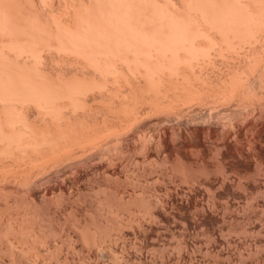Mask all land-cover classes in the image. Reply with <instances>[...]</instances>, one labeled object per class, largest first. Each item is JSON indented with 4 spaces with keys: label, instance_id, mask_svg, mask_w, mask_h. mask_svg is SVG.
<instances>
[{
    "label": "bare ground",
    "instance_id": "6f19581e",
    "mask_svg": "<svg viewBox=\"0 0 264 264\" xmlns=\"http://www.w3.org/2000/svg\"><path fill=\"white\" fill-rule=\"evenodd\" d=\"M226 107L227 108L232 107L231 108L232 111H230V108L228 110L229 113L231 112V114L232 112H234V110H236L233 107L235 108L239 107L237 108V110L238 109L240 110V108L246 109L245 112H244L245 109H243L244 114H238L242 112L240 111L238 113L236 112L237 115L234 114L236 116H233V114L231 115V120L229 121L231 122L234 118L235 119L233 120L234 123L232 121L231 122L232 124H231L227 120V122H229L230 125H232V127L236 126L232 130H231L232 127L230 128L232 132L233 131L235 132V129L237 128V125H235V121L239 125V123L242 120L240 119L239 122H237L236 118L238 119L240 118L237 116L245 115L246 112L248 115L249 114L252 115V112H253L252 110L255 111V109L258 108V110L256 109V111L259 112V108L264 107V0H0V203L6 204L7 209L10 208L8 203H14V204L16 203L15 204L16 206L18 203L19 204L29 203L28 209L30 208V204L34 203L33 205L37 207L36 209H39L38 205L35 203L42 205L44 203L46 204L50 202L48 201V198L51 199V197H49L50 191H52V189L55 188V186L60 185V180L63 179L62 177H64V179L66 178V181L64 180L62 181L65 184H67L66 185L68 186L67 188L71 189L70 191L72 193L71 186L75 185V182H74L75 179H71L72 177L71 175H76L77 173L78 175L85 174L86 176V173L89 170V168L90 169L94 168L96 171L104 169L105 171V168L106 169L110 168L109 167L110 163L115 164L116 162L118 164L119 162L121 164L122 162L120 161H122V158L118 159V156L119 155L121 156L122 154H124L126 158L128 157L126 155H128L129 153H131V155L137 154V156H140V154L143 156L144 154V157L145 155L147 157V155L150 153V150H151L149 148L151 146H148V145L155 146L157 144L156 142L157 140H160L163 143L162 146H164V148L161 147L159 143L160 141H158L159 146L158 144L156 146H158V148L160 147L159 149H162L164 153L168 155V153L173 152L172 147L175 146L173 143H171L173 144V146L170 145V142L175 140V139L172 140V137L174 136L176 139L177 137H179L181 140L187 139V137L189 136L191 138V134L192 135L194 134L192 136L193 138H198V137L201 138V136L199 135V131H201L200 128L203 129L206 126L208 128V131L210 130L213 132L214 130L216 132V130L219 129L218 127L220 126H218L216 129V125H215L216 122L214 123L213 120H215L216 118L224 119V117H226L227 114L228 116L226 117V119L230 118L228 111L227 113L226 111H223V113L224 112L226 113L224 114L226 116H224L223 113L218 114L220 112L219 110H223ZM248 107L253 108L252 110L250 109L252 111L251 113H248L249 112L247 111L249 110ZM260 110H261L260 112H262L264 111V108ZM213 112H215V114L217 112V117ZM255 113H253L252 117H254ZM213 114L216 117L215 119H214ZM218 115L220 116L218 117ZM257 115H258L257 119H256V116L253 118L254 120L256 119L255 121H253L255 125H257L256 121L260 118L261 114L259 113ZM262 115H264L263 112H262ZM262 115L261 117H263ZM247 116H241V117H243V119L244 117H246L247 119ZM249 117L251 118V116ZM246 119H244L245 122L242 120L243 123L241 125L245 126L244 123L246 122L248 123L249 120L247 119L246 121ZM263 119L257 123L260 124L263 121ZM222 122L220 121L218 125H220V123ZM225 122L226 121H224V124L222 123L223 125L221 124L222 127L225 125ZM250 123L252 122L250 121ZM158 125H159V129H161L160 131L164 130V133L162 132V135L159 134L160 131H158L159 135L156 134V132H154V134L152 133L153 129L151 130V128H155V126L157 127ZM227 125L229 124H226L224 127L229 129ZM243 126L240 128H243ZM263 126L264 124H262V127ZM161 127L163 128V130ZM222 127L219 129L220 132L217 130L220 133L218 134L217 132V134L220 136V139L221 137L223 138V134H221ZM246 127L247 126H245L244 128ZM228 129L225 130V132H227ZM238 129H237V132L235 133H238ZM261 129L264 130V128H261ZM149 130H151V132H149ZM258 130L260 129L258 128ZM205 131H206V128H205ZM231 131L229 132L231 133ZM261 131L259 133L260 135L263 134ZM234 132L232 133L233 135H231L233 136L232 138H234V136L237 135V134L234 135ZM245 132L243 133L242 138ZM249 132L250 131L246 133H249ZM254 132L255 134H253V136L251 135V137L257 138L256 136H258L259 138L262 139L260 135H256V132H259V131L255 130ZM230 133L227 134V138H225V135H224V138L226 140H228V135L231 140ZM211 135L213 134L211 133ZM239 135H241V132L240 134L238 133L237 136ZM245 136L246 138H248L247 135ZM251 137L248 139L249 140L252 139ZM155 138L157 139L156 141H153L155 145L151 144L152 143L151 140L153 139L155 140ZM220 139L218 140L220 141ZM237 139L241 141L240 143L243 142L239 138H236V141ZM248 139H246V141L244 140V144L248 142L247 141ZM261 139H258L259 142H262L263 139L262 140ZM232 140L234 141V139ZM198 141L196 142L199 143ZM250 141H249L250 145L251 146L254 145L253 148H255V145L257 143L255 141H251L252 142L251 143ZM149 142L150 144H148ZM176 142L177 141L175 140L174 143L176 144ZM202 142H203V139H202ZM223 142H224V145H225V142L227 143V141H224V140ZM253 142L255 143L253 144ZM238 143L239 142H237L236 144ZM263 143H261L262 146L264 145ZM207 144L206 146H209L208 148L212 149L213 146L212 147L210 146L211 144L213 145L214 143H209V145ZM230 144H231L230 145L231 147L230 146L229 147L233 151L232 145L234 144L233 143H230ZM198 145L199 144H196V146ZM179 146L182 147L183 145L182 146L179 145ZM226 146H228V144H226ZM241 146H239V148ZM243 146H242L243 148L241 149H243V151L248 149V151L246 152L249 155L250 150L253 148H249V146L248 148H246L245 146L247 145H243ZM188 147L190 149H193L194 151L197 150L195 149V147L193 148V146L191 148V146L188 145ZM223 147L221 149H223ZM229 147H228V150H229ZM235 147L237 148V146ZM236 148H234V150H236ZM217 149L219 150V147H217L216 150ZM224 149L226 150V148ZM224 149L223 151H225ZM241 149H240V152L242 151ZM255 149H257L256 152H255ZM255 149L253 151V154L254 152L255 154L260 152V151L258 152V147ZM174 150H177V149H174ZM214 150H211V153ZM216 150L214 151L215 154L214 153L213 154L216 156L218 155V157H215L213 154H210V155L213 156L215 159L216 158L218 159L219 156L223 154V151L220 150L221 152L219 155V152L217 151L218 152L217 154ZM155 151L153 150V152ZM190 151L192 152V150ZM191 152L190 154L192 156L194 152L193 153ZM159 153H160V150H159ZM161 153L163 154V152ZM161 153H160V155L162 156L161 158H164L165 156L167 157V155L164 154L163 156ZM177 153L178 152H176V155ZM196 153L197 151L195 152V154ZM200 153L198 152L195 155L197 157V160H198V156L199 155L201 156ZM235 153L239 155V153H237V150ZM131 155L129 154V156ZM160 155L158 154V156ZM142 156L138 158L142 159L143 158ZM169 156L170 155H168V157ZM195 156L194 158H196ZM259 156L261 155L259 154L258 158ZM125 157H123V159H126ZM174 157H176L175 154H174ZM187 157L188 156L184 158H187ZM208 157H209V154H208ZM213 157L207 158V160L209 159H212V161L215 160L213 159ZM172 158L173 157L171 156V159ZM258 158H255V159H258ZM131 159L132 161L130 160V162H132L133 164L131 163L132 164L131 165L129 162L128 163L131 166L133 165L135 166L134 162L137 160L135 158L134 159L131 158ZM152 159L153 158H151V160ZM180 159L181 158H179V160ZM189 159L191 160V158ZM225 159H226V153H225ZM176 160H178V158ZM240 160H241V157H240ZM245 160H246V157H245ZM127 161H125V163ZM144 161L145 163L143 165L150 163L147 160H143V162ZM167 161L168 160H166V163ZM171 161L173 162V160ZM216 161L219 162L218 160ZM227 161H228V157H227V160H225V162ZM257 161H258V164L262 163V165H264L263 161L262 162L260 161V163H259V160ZM257 161H256V164H257ZM184 162L187 163V161L185 160ZM199 162L201 163L200 160ZM139 163L140 161H137L136 164H139ZM224 163L222 164L221 162L220 164H222V166L223 165L226 166V164H228V163L226 164ZM158 164H156V166ZM174 164H175V161H174ZM189 164H191V162ZM189 164L186 165L184 163L186 169L188 166L190 167ZM250 164H247V165H250ZM125 165L126 164H124V166ZM140 165H137V166L139 167ZM164 165H162V167ZM121 166H123V164H121ZM180 166L182 167V165H179L178 168H181ZM113 167L114 166L111 164V168ZM125 167L127 169L128 166H125ZM141 167L142 166H140V168ZM244 167H247V166H244ZM256 167L257 166H255V168ZM129 168L130 167H128L127 170H130ZM159 168H161V166ZM223 168L224 166L222 167V170ZM135 169H137V167ZM142 169H143L142 171L145 170L143 167ZM152 169H154V167ZM183 169L182 170L179 169L180 172L183 171ZM190 169L192 168L190 167ZM208 169H210V167ZM208 169L206 171H208ZM227 169H230V168L227 167ZM109 171H106V172L108 173ZM137 171H135V173ZM161 171L163 170L161 169ZM203 171H205L204 168H203ZM203 171L201 169L202 173ZM213 171L214 170H212V172ZM216 171L218 172V169ZM238 171L236 170V172ZM155 172H153V174ZM176 172L177 171H175V173ZM212 172L211 174H214L215 171L213 173ZM261 172H263V170ZM103 173L104 172H102L101 174L103 175ZM139 173H141V171ZM166 173H168V171ZM195 173H198V172H196L195 170ZM112 174L108 176V179L110 177L114 181H117L114 179L115 178L114 176H112L113 178L111 177ZM161 174L163 176L164 173H161ZM198 174L196 175L198 176ZM224 174L226 175L228 173L226 172ZM230 174H233V173L230 172ZM106 175H109V174H106ZM170 175L171 174H168V176ZM181 175H184V174H181ZM142 176L144 178L145 175H142ZM197 176L195 177L196 180L198 179ZM208 176L205 178L207 179ZM259 176H260V173H259ZM93 177H96V176L94 175ZM103 177L101 179L105 181ZM132 177L134 178V176ZM135 177L137 178V176ZM147 177L148 176H146V178ZM85 178L88 179V177H85ZM91 178H90V181L88 180L89 181L88 183L91 182ZM249 178L250 177H248V179ZM108 179L106 177V180H107L106 182H109L110 179L109 180ZM246 180L244 181L246 182ZM84 181L87 182L85 179ZM111 181L112 180H110L109 182L110 184L112 183ZM102 182L98 186V188H101L100 190L106 189L107 191L108 188H111L110 187L111 185L104 183V182L102 183ZM131 182L133 181L131 180ZM136 183L137 182H135V185ZM46 184L47 185L49 184L50 186L49 185L46 186ZM82 184H85V190H86V187L87 189L89 188V186H86V183L83 182ZM113 184L114 183H112V185ZM115 184L117 187L118 183H115ZM69 185L71 188L69 187ZM215 185H216V182H215ZM239 185L241 184H238V187ZM80 186L81 184H79V187ZM143 186L141 188L142 190L143 189L148 190V187H146L145 189L143 188ZM140 187H138V189ZM261 187L262 186H260V188ZM64 188L65 187H63V190ZM98 188L96 190L97 192L94 190L95 188L94 189L92 188L91 191L93 190L98 194V192L100 191ZM67 190L65 191V193L67 192ZM89 190L88 191L86 190V192L90 193L91 191ZM115 190L113 189L114 192L111 190L112 193H115ZM106 191H102V193L100 191L99 193L100 195L98 194V196L105 197L107 199V196H104ZM60 193L59 195L62 197V199H64L65 197H68L66 195H68L70 192L68 191L66 195L63 192L65 197L64 195L62 196V193L61 194ZM76 193L77 192H75V195ZM96 193H95L96 195L95 198H99ZM176 193L178 194V192ZM91 194L94 195V193H90V195ZM101 194H103V196ZM59 195L58 194L56 195L58 196V198H60L59 200L58 198L56 197L55 198L58 200V202L60 201L59 203H61V197ZM75 195H74V199L75 197H77L76 199H78L79 195L77 196ZM90 195L88 194L87 197ZM92 195L90 197H92ZM52 196L54 195L52 194ZM80 196L82 197V192ZM112 196L113 195H111V197ZM115 196L117 198L116 194ZM144 197H146V194ZM168 197H169V194H168ZM69 198H67V200ZM93 198L94 196L91 199L93 200ZM149 198L148 200H150ZM152 198L154 199V197ZM72 199L69 201L72 202ZM76 199L72 203H78L76 202ZM82 199H84V197L81 198V200L79 198V200L77 201L81 203ZM91 199H89V201ZM106 199L101 198L98 200V203L99 204L101 203L100 205L102 208H103V204L105 201L106 202L110 201L109 198H108V201ZM57 200H56V203H58ZM145 200L143 199V203ZM69 201H66V203L67 202L69 203ZM83 201L84 202L82 203H85L86 199H84ZM94 201L97 202V200L95 199ZM113 201H111L110 203H112ZM115 202L116 204L118 203L117 201ZM136 202H139V201H136ZM140 202H142V200ZM53 203H54V200H53ZM62 203H63V200H62ZM3 205H1L2 208L0 206V209H1L0 213L2 210L8 212L10 209L9 210H6V208L3 209V207H6V205L4 206ZM15 205L13 207H15ZM111 206L114 207L113 204ZM17 207L19 209L16 207L15 208H16V211L19 210L18 212L24 209L21 206H17ZM42 207L43 206H41L40 209H42ZM113 207L109 208V206L107 205L104 208H109L110 209L108 210L109 213L110 211L113 213ZM15 208H14V211H15ZM115 208L116 207H114V210H116ZM28 209H24V210H27V212L32 211V209L31 210H28ZM96 209H98V207ZM11 211L12 210H10L9 211L10 214L8 213L7 215L9 216L11 215V217H13L11 214ZM41 211L44 212V210H41ZM59 211H61V209ZM117 211L115 212L116 214H114L115 216H117V213H118ZM15 212L13 214L14 217H16ZM45 212L48 213V211H46V207H45ZM94 212L96 213L97 211H94ZM6 213H1V214H5L4 216L2 215L4 218L6 216ZM25 213H23V215ZM33 213L30 214V216L35 215ZM1 214H0V218H1ZM20 216H18L17 218H19ZM24 216L23 217L27 220H25L24 218H23L24 220L23 219L21 220L11 219L10 223H12L11 222L12 220H14L13 222H16V220L17 222L19 221L28 222L29 218H33L29 216L27 218L26 215ZM111 216L112 214L110 215V217ZM41 217H43V215ZM41 217H38V218L41 219ZM105 217H107V215ZM44 218H47V217H43V219ZM106 219L107 218H105V220ZM112 219H115V218L112 217ZM117 220H113V221L117 222ZM113 221L111 220L110 222H113ZM0 222H1L0 224L3 223V218L0 219ZM6 222H8L6 224V229H7L11 225L10 226L8 225L9 221L6 220ZM21 222H19L20 225H22ZM37 222L40 223V221L38 220ZM86 222H88V220ZM97 223H99V221ZM18 224L17 223L12 224L9 231L13 233V235L14 233L19 234V237H20V233L21 234L22 232L25 233L24 230L26 228V225L27 227H31V225L29 226L30 221L26 225L24 224L25 226L22 225L25 228L23 227L21 228V226ZM34 224L36 227V224H37L36 221L34 222ZM95 224H96V221H95ZM107 224L111 225V223H107ZM113 224L111 225L112 227H113ZM115 224H114V227L116 229ZM41 225L44 226L43 223ZM91 225H92V221H91ZM97 225L98 224H96V226ZM38 226L40 227V225ZM3 227L5 229L4 225L0 226L1 234L4 233ZM63 227H67V226H63ZM32 228L34 227H31L30 230L26 228V231L32 234L34 230V229L31 230ZM41 228L43 229V227ZM96 229L98 230L97 227ZM103 229H104V226H103ZM115 229L113 228V230ZM20 230L21 232L18 233V231ZM36 230H35V233H36ZM83 230H82V234L84 233ZM104 231L106 232L105 229ZM5 232H7V230ZM28 232H26L28 239L31 237L34 238L33 236L37 234L36 233L35 235L28 236ZM50 232L51 231H49V235H50ZM54 232L56 233V231ZM97 232H99V230ZM11 233L10 235H8L9 232L6 233L7 237L0 234L1 236H4L7 238L5 239L2 237L3 238L2 240L0 237V242L1 241L5 242L4 240H7L8 244L12 242L8 239L9 238L8 236H11L13 237L12 239L16 240L18 235L16 236L15 234V236H13L11 235ZM70 233L71 232L69 231V234ZM77 233L79 234V232ZM93 233H95V231ZM104 234L105 233H103V235ZM24 235L25 234H23L22 236L26 237ZM37 235L35 236L34 239L31 238L30 240L36 239L40 241L41 236L39 235H41V233L38 235V237ZM103 235L100 234L99 236H103ZM105 235L107 236L108 234H105ZM116 235L117 234L115 233V236ZM46 236L48 235L46 234ZM71 236L72 235L69 236L70 239L72 238ZM109 236L111 235L109 234ZM109 236L107 237L109 238ZM52 238L50 239L52 240ZM83 238L86 239V237H83ZM94 238H95V241L97 242L96 240L97 238L95 236ZM17 239L19 240L17 241L19 242V244L24 240L23 238H17ZM20 239H23V240L21 241ZM46 239H47L46 244H48V238ZM64 239L65 237L61 240H64ZM25 240L21 244L26 245L27 243ZM110 240H113V239H109V241ZM95 241L93 242L94 244L96 243ZM59 242L60 244L62 243L61 241ZM38 243H41V242H38ZM52 243L54 244L53 240H52ZM64 243H66L65 240H64ZM89 243L92 244L91 240ZM12 244L8 246L7 244L2 243V247H4L3 245H7V247H10V246L11 247L8 249L5 246L9 251L7 256H6L7 251L5 252L4 250L5 252L4 253L3 250H0V253L3 252L5 258L9 256L8 259L5 260L4 257L2 256L3 257L2 258L0 254V257H1L0 264H22V263L24 264L26 260L28 258L30 259L31 257V256L27 257V254L29 253L28 254L29 256L30 252H31V255L35 253V251L33 252V250H31L30 247L33 245V247L31 248L34 249V247L36 248V245H37V243L35 244L34 241L30 242L31 246H27L28 248H26V246L22 247L23 245L22 246L17 245L20 248L22 247L20 249L22 251L20 252L18 247L15 248L14 246V248H12V246L15 243L13 245ZM97 244H95V246ZM39 245L40 244H38L37 247ZM101 245H104V244H100V246ZM62 247L59 246L60 249ZM24 248L30 251L26 252ZM59 248H54V249H59ZM37 250L39 249L37 248ZM23 251H24V254H23ZM47 253L50 254L48 251L46 252V254ZM24 256L27 257L26 260ZM32 259H36V258L31 257V260ZM39 259L44 260V258H40V257L38 258V260ZM31 260L27 261L26 263L33 264L35 260L34 261L32 260L33 262H30ZM62 262L60 263L62 264ZM37 263L38 262H36V264ZM54 263H57V262H54Z\"/></svg>",
    "mask_w": 264,
    "mask_h": 264
},
{
    "label": "rangeland",
    "instance_id": "374dc122",
    "mask_svg": "<svg viewBox=\"0 0 264 264\" xmlns=\"http://www.w3.org/2000/svg\"><path fill=\"white\" fill-rule=\"evenodd\" d=\"M227 108V107H226ZM223 109V110H219L220 112L218 113V114H222L223 113V111H226V113H227V111L229 110V108H230V111H232V107H228L227 109ZM234 109H236V110H234V112H232V114H233V116H236L237 114H236V112L238 113V112H240V111H242L243 112V109H245V108H240V110L238 109L237 110V108H239V107H237V108H235V107H233ZM249 108V110H247V111H249L248 113H251L252 111V115L251 114H247V112H246V114L248 115H241V116H247V119L248 118H250L249 116H251V118L250 119H248L249 121H248V123L246 124V123H244V125L245 126H247L246 128H244L245 126H243V125H241L242 123H243V121L245 122V120L244 119H246V117H244V119H243V117H241L240 115L239 116H237V117H240L239 119L238 118H236L237 119V122H239V120L240 119H242L241 120V122L239 123V125H241V126H239L238 125V123H236V121H235V125H237V128L235 129V132H237V129H238V127H239V129H238V133L240 134V132H241V135H239V136H237L238 135V133H235L234 131V135L235 134H237L236 136H234V138H232L233 136H231V135H233L232 133V129L233 128H235L234 126L232 127V125H230V123L233 121V120H235L234 118H233V120L230 122L229 120H231V112L229 113V111H228V113H229V117L230 118H228V119H226V117L228 116V114H227V116L226 115H224V114H226L225 112L223 113V115L224 116H226V117H224V119L222 118V119H219V118H216L217 117V112H216V114H215V112H213L215 115H216V117L214 116V114H213V116H214V119L215 120H213L214 121V123L216 122V129H217V127L218 126H220V127H218L219 129L222 127V125L224 124V121H226L225 122V125L226 124H229V125H227V127H229V129L228 128H225L224 126V128H225V130H227L228 129V131L227 132H229V131H231V133H230V137H231V140L232 139H234V141L232 140H230V138H229V135H228V140H226L225 138H227V134H229V133H227V132H225V130H224V128L222 127V129H221V134H223V138L221 137V139H220V136L218 135V134H220L219 132H220V130L219 129H217L216 130V132L213 130V132L212 131H208V128H207V126L205 127L206 128V131H205V128H200L201 129V131H199V135L201 136V138L200 137H198V138H193L192 136L194 135H192L191 134V138H190V136L189 137H187V139H182V140H184V141H182L179 137H177V139L175 138V136L174 137H172V140L173 139H175L177 142H176V144L174 143L175 142V140H173V141H171L170 142V145L171 146H173V144L175 145V146H173L172 147V149H173V152H170V153H168V155H170L169 157H168V155L167 154H165L164 153V151L162 150V149H159L158 148V146H159V143H160V145H161V147H163L164 148V146H162L163 145V143L160 141V140H157L156 138H155V140L153 139V140H151V144H154L153 143V141H156L157 142V144H158V146H156L155 144V146H153V145H148V146H151V147H149L151 150H150V153L147 155V157H146V155H145V157H144V154H143V156L140 154V156H137V154H133V155H131V153H129L131 156H129V154L128 155H126V156H128L127 158L125 157V155L124 154H122L121 156L119 155L118 156V159L119 158H122V161H120V162H122L121 164H123V166H124V164H126L125 166H128V167H130L129 169L131 170V168H132V170L130 171V170H127L128 169V167H127V169H126V167L124 166H121V164L118 162V164L115 162V164H113V163H110V168H111V164L114 166L113 168H105V171H104V169H101V170H99V171H96L94 168L92 169H90L89 168V170L87 171V173H86V176H85V174L84 175H78L77 173H76V175H71L72 177H71V179H75L74 180V182H75V185L74 186H71L72 187V193H71V189H69V188H67L68 186H66L67 184H65L62 180H64V181H66V178L64 179V177H62L61 179L62 180H60V185L59 186H55V188H53L52 189V191H50V196L49 197H51V199L50 198H48V201H50V202H48V203H44V204H38V203H35V204H37L38 205V208L39 209H36L37 207H35L33 204L34 203H31L30 204V208L28 209V207H29V203H23V204H17V206H21V207H23L24 209H28V210H31L32 209V211H28L27 212V210H21L20 212H18L19 210H17L16 211V208H18L14 203H8V205L10 206V210H12V211H14V208H15V215H16V217H14V212H12L11 211V214H12V216L14 217H11V215L9 216V215H7L8 213L10 214V210L9 209H7V205L6 204H4V203H0L1 205H6V207H3V209L4 208H6V210H9L8 212L7 211H4V210H2V211H4V212H2L1 211V213H6V216H5V218L3 217L5 214H1V218H3V223L2 224H0V226L1 225H4L5 226V229H6V224L8 223V222H6V220L7 221H9V226L11 225L12 226V224H18L19 222H21V221H19V222H17V220L18 219H23L25 216L24 215H26L27 216V218H28V216L29 217H33V218H29L28 219V222H26V221H23V222H21L22 223V225L23 226H25L27 223H29V221H30V224H29V226L31 225V227H34V228H32L31 230H33V232H32V234H30L28 231H26V228L27 229H29L30 230V228L31 227H27V225H26V228L25 227H23L22 225H20V223L18 224V225H20L21 226V228L23 227V228H25V233L24 232H22V234L20 233V237H19V234H16V233H14V235H13V233H11L10 231H9V229L11 228V226L9 227V228H7L6 230H7V232H5L6 230L4 229V227H3V231H4V233L3 234H1V235H4V236H6L7 234L6 233H8L9 232V234L8 235H10V233H11V235H13V236H15V234H16V236H17V238H23L25 241H26V245H24V244H21L22 242H24V240L23 239H20L21 241V245L19 244V242H17V241H19L17 238H16V240L15 239H12L13 237H11V236H8L9 238V240L10 241H12L13 242V240H14V242H13V244H12V242H10L9 244H8V241L7 240H4L5 242H3V241H1L0 243H1V245H0V250H3V252H4V250H5V252H6V256H7V254L9 253V251H8V249L11 247H7V245L9 246L10 244H12L13 246H12V248H14V246H15V248H17L18 246L17 245H19V246H22V247H24V246H26V248H28L27 246H31V244H30V242L31 241H34V243L36 244L37 243V245L38 244H40L38 247H37V245H36V248L34 247V249L33 248H31V247H33V245L30 247V249L31 250H33V252L35 251V253H33L32 255H31V252H30V255L28 256V254H27V257H33V258H36V259H32L31 260V257H30V259L28 258L27 259V257H25V260H26V262L27 261H29V260H31L30 262H33V264H36V262H38L37 264H61L60 262H62V264H264V165H262V163H260V161L262 162H264V145L262 146L261 145V143H263V141H264V130L263 129H261V128H264V126L262 127V124H264V115H262V112L264 113V111H262V112H260L261 110L260 109H262V108H264V107H262V108H259V112L258 111H256V109L258 110V108H256L255 109V111L254 110H252L253 108H251V107H248ZM242 109V110H241ZM252 111H251V110ZM222 111V112H221ZM246 111V109L244 110V112ZM238 113V114H244V112L243 113ZM256 112V113H255ZM258 112V113H257ZM253 113H255L254 114V117L256 116V119H257V114H261L263 117H261V115H260V120L258 119L257 121H256V124L257 125H255L254 124V122L253 121H255L253 118L254 117H252L253 116ZM234 114H236V115H234ZM220 115H218V117H219ZM222 116V115H221ZM232 116V117H233ZM223 117V116H222ZM219 119V120H218ZM247 119H246V121H247ZM253 119V120H252ZM263 119V121L260 123V124H258L257 122H259V121H261ZM222 120H223V122H222ZM227 120L230 122H227ZM217 121H221L222 123H220V125H218L219 124V122H217ZM250 121L253 123H250ZM233 123H234V121H233ZM250 123V124H249ZM222 124V125H221ZM232 124V123H231ZM234 125V124H233ZM254 125V126H253ZM258 125H259V127H258ZM243 126V128H240V127H242ZM260 126H261V128H260ZM154 127V126H153ZM157 127H158V129H157ZM155 126V128H151V130L153 129V131H152V133L154 134V132H156V134H158V131H160L161 129H159V125L158 126ZM232 127V128H231ZM257 127V128H256ZM162 128V127H161ZM230 128H231V130H230ZM258 128L260 129V130H258ZM215 129V128H214ZM249 129V130H248ZM253 129V130H252ZM151 130H149V132H151ZM155 130V131H154ZM162 130H163V128H162ZM223 130V131H222ZM242 130V131H241ZM247 130V131H246ZM259 131V132H256V135H260L259 133H260V131L263 133V134H261L260 136L262 137V139L261 138H259L258 136H256L258 139H261L262 140V142H259V140L257 139V138H255V137H251V135L253 136V134H255V132L254 131ZM208 131V132H207ZM240 131V132H239ZM246 131V132H248V131H250L249 133H246L245 132V134H244V136L245 135H247L248 136V138H252V139H254V140H252V139H250L251 141H255L257 144L255 145V148H257L258 147V152L260 151L261 152V150H262V154L259 152V153H256L255 154V152L257 151V149H255V148H253L254 147V145L253 146H251L250 145V143H249V139L248 138H246V136L244 137L243 136V138H242V135H243V133ZM162 132L164 133V130L163 131H160L159 132V134L160 135H162ZM198 132V131H197ZM205 134H203V133ZM217 132H218V134H217ZM253 132V133H252ZM201 133V134H200ZM211 133L213 134V135H211ZM225 133H227V134H225ZM250 133H252V134H250ZM158 134V135H159ZM207 134H209V135H207ZM204 135V136H203ZM207 135V136H206ZM218 135V136H217ZM224 135H225V138H224ZM156 136V135H155ZM177 136V135H176ZM250 136V137H249ZM195 137V136H194ZM215 137H217V138H215ZM219 137V138H218ZM180 140H179V139ZM207 139V141H206V139ZM208 138H209V140H208ZM236 138H242V139H240V140H242L243 142V145H247V146H245L246 148H248V146H249V148H253V149H251L250 150V152H251V154H250V152H249V155H248V153L246 152V151H248V149L247 150H244L243 151V149H241V148H243L244 146L242 145V143H240L241 141H239L238 139H237V141H236ZM245 138V139H244ZM193 139H194V141H193ZM197 139V140H196ZM198 139H199V141H198ZM202 139H203V142H202ZM205 139V140H204ZM213 139V140H212ZM218 139H220V141H222L223 142V140L224 141H227V143L225 142V145H224V142L222 143V142H220ZM223 139V140H222ZM246 139H248L247 141L248 142H246L245 144H244V140L246 141ZM257 141H256V140ZM189 140V141H188ZM192 140V141H191ZM201 140V141H200ZM213 142H212V141ZM215 140V141H214ZM158 141H160L159 143H158ZM196 141H198L199 143H197ZM211 141V142H210ZM218 143H217V142ZM228 141H230V142H228ZM250 141V142H251ZM155 142V143H156ZM188 142H189V144H188ZM235 142V143H234ZM237 142H239L238 144H236ZM255 142H253V144L255 143ZM171 143H173V144H171ZM179 143H181V144H179ZM182 143H184V144H182ZM191 143V144H190ZM208 143V144H207ZM209 143H214L213 145L211 144V146L210 147H219V150L217 149L216 150V148L214 147V149L216 150V152L218 151L219 152V155H220V152L221 151H223V149L224 148H226V150L225 151H223V154H221V156H219V158L217 159H215L213 156H211L210 154H215V150L213 149V147H212V149L211 148H208L209 146H206V144L207 145H209ZM218 145H217V144ZM221 145H220V144ZM230 143H233L235 146H237V148L234 146V145H232V148H233V151H232V149L230 148L231 146V144ZM249 143V144H248ZM252 143V142H251ZM148 144H150V142L148 143ZM189 146H191V148H192V146H193V148L195 147V149H197L196 151H197V153L199 152H201L200 154H201V156L199 155L198 156V160H197V157L195 156L196 154H195V152L196 151H194L193 149H190L189 147H188V145ZM196 144H199L198 146H196ZM204 144V145H203ZM226 144H228V146H226ZM260 144V145H259ZM264 144V143H263ZM179 145H183L182 147H180ZM203 145V146H202ZM241 146L240 148H239V146ZM203 147V149H202V147ZM204 146H206V147H204ZM223 147V149H221L222 147ZM230 146V147H229ZM234 146V147H233ZM221 147V148H220ZM228 147H229V150H228ZM261 149H260V148ZM158 148V149H157ZM187 148V149H186ZM208 148V149H207ZM234 148H236V150H237V153H239L240 152V149L243 151H241L240 153H239V155H237L235 152H236V150H234ZM239 148V149H238ZM157 149V150H156ZM174 149H177V150H174ZM183 149V150H182ZM201 151H200V150ZM205 149V150H204ZM214 150V151H212V153H211V150ZM231 149V150H230ZM254 149H255V152H254V154H253V151H254ZM153 150L156 152H153ZM159 150H160V153L161 152H163V156H164V154L165 155H167V159L164 157V158H161L162 156L160 155V153H159ZM162 150V151H161ZM165 150V149H164ZM187 150V151H186ZM190 150H192V152L190 151ZM210 150V151H209ZM221 150V151H220ZM175 151V152H174ZM182 151H184V152H182ZM203 151V152H202ZM205 151V152H204ZM209 151V152H208ZM239 151V152H238ZM152 152V153H151ZM176 152H178L177 153V155H176ZM190 152L191 153H193L194 152V156L196 157V158H194V156L192 155L191 156V154H190ZM207 152V153H206ZM218 152H217V154H218ZM226 153V159H225V153ZM245 152V153H244ZM154 153V154H153ZM173 153V154H172ZM182 153H184V154H182ZM188 153V154H187ZM233 153H234V155H233ZM156 154H157V156H158V154L160 155V156H156ZM174 154H175V156L178 158V160H176L177 158L176 157H174ZM181 154H182V156H181ZM186 154V155H185ZM208 154H209V157H208ZM213 154V155H214ZM261 155V156H259V158H258V155ZM155 155V156H154ZM180 157H179V156ZM183 155H184V157H186V156H188L187 158H184L183 157ZM203 155V156H202ZM241 155V156H240ZM246 155V156H245ZM248 155V156H247ZM251 155V156H250ZM257 155V156H256ZM135 156V157H134ZM137 156V157H136ZM143 157L142 159L143 160H147V161H149L150 163V165L148 164H145L146 165V167H145V165H143L144 163H145V161L143 162V160L142 159H139L138 157ZM171 156L173 157L172 159H171ZM215 157H218V155L216 156V155H214ZM223 156H224V158H223ZM243 156H244V158H243ZM254 156H255V158H258V159H255L254 158ZM123 157H125L126 159H123ZM153 158L152 160H151V158ZM193 157V158H192ZM202 159H201V158ZM212 158L213 157V159H215V160H213L212 161V159H209V160H207V158ZM227 157H228V161L227 162H225V160H227ZM240 157H241V160H240ZM245 157H246V160H245ZM131 158H135L136 160H137V158H138V160L137 161H140V163L139 164H136L137 163V161H133L134 162V164H135V166L137 167V169H138V171L140 172L141 171V173H139L138 171H137V169H135L136 167L133 165V166H131L133 163L132 162H130V160L132 161V159ZM158 158H159V160H158ZM176 158V159H175ZM179 158H181L180 160H179ZM189 158H191V160L189 159ZM200 158V159H199ZM232 158V159H231ZM236 160H235V159ZM261 158H262V160H261ZM118 159H116V160H118ZM150 159V160H149ZM185 161H187V163L186 162H184V160ZM188 159V160H187ZM195 159V160H194ZM220 159V160H219ZM224 159V160H223ZM251 159V160H250ZM255 159V160H254ZM115 160V161H116ZM127 161V160H129V161H127L126 163H125V161ZM141 160H142V162H141ZM165 162H164V161ZM166 160H168L167 161V163H166ZM171 160H173V162L171 161ZM199 160L201 161V163L199 162ZM210 160H211V162H210ZM216 160H218L219 162L221 161L222 162V164L224 163V164H226V163H228V164H226V166L228 167V168H230V169H227V167L225 166V165H223L224 166V168H223V170H222V164H220L219 162H217ZM231 160V161H230ZM250 160V161H249ZM257 160H259V163L260 164H258V161ZM114 161V160H113ZM113 161H111V162H113ZM146 161V162H147ZM163 161V162H162ZM171 161V162H170ZM174 161H175V164H174ZM176 161H177V163H176ZM179 161V162H178ZM191 162V164H189L190 162ZM195 161V162H194ZM197 161V162H196ZM202 161H203V163H202ZM209 161V162H208ZM216 161V162H215ZM238 161V162H237ZM250 162V163H248V162ZM254 161H255V163H254ZM256 161H257V164H256ZM131 164H129V163ZM156 162V163H155ZM159 164H158V163ZM162 162V163H161ZM189 162V163H188ZM207 162H208V164H207ZM213 162V163H212ZM244 162H246V163H244ZM128 163V164H127ZM169 163V164H168ZM173 163V164H172ZM184 163L186 164V165H190V167L192 168V169H194V170H192V169H190V167L188 166L187 167V169H186V167H185V165H184ZM195 163V164H194ZM196 163H198V164H196ZM200 163V164H199ZM214 164V165H212V164ZM236 163V164H235ZM140 164H142V165H140ZM154 164V165H153ZM156 164H158L157 166H156ZM165 164V165H164ZM166 164H168V165H166ZM206 164V165H205ZM243 164V165H242ZM247 164H250V165H247ZM264 164V163H263ZM130 165V166H129ZM137 165H140V166H142L146 171H147V173H146V171L144 170V171H142L143 169H142V167L140 168V166L138 167ZM162 165H164L163 167H162ZM171 165V166H170ZM179 165H182V167L184 168H182L181 166V168L183 169V171H181L180 172V170H182L181 168H178V166ZM194 165V166H193ZM196 165V166H195ZM198 165H200V166H198ZM203 165V166H202ZM210 165V166H209ZM219 165V166H218ZM232 166V168H231V166ZM161 166V168H159ZM166 166H167V168H166ZM173 166V167H172ZM175 166V167H174ZM207 167V169L210 167V169H208V171H206L207 169H206V167ZM218 166V167H217ZM244 166H247V167H244ZM254 166V167H253ZM255 166H257L256 168H255ZM262 166V167H261ZM116 167V168H115ZM118 167V168H117ZM124 168V170H123V168ZM135 167V168H134ZM154 167V169H152ZM164 167H165V169H164ZM194 167V168H193ZM200 167H202V168H200ZM261 167V168H260ZM122 168V169H121ZM150 168V169H149ZM171 168H175L174 170L175 171H177L176 173H175V171L173 170V169H171ZM203 168H204V170L205 171H203ZM215 168H216V170L218 169V172L215 170ZM114 169H116V170H114ZM133 169H135V170H133ZM141 169V170H140ZM152 169V170H151ZM161 169L163 170V171H161ZM180 169V170H179ZM190 169V170H189ZM201 169H202V171H203V173L201 172ZM235 170V171H233V170ZM245 169V170H244ZM251 169V170H250ZM257 169H259V170H257ZM96 172H95V171ZM109 170H111V171H109ZM126 170V171H125ZM150 170V171H149ZM174 171V173H173V171ZM178 170H179V172H178ZM189 170V171H188ZM193 172H192V171ZM195 170H196V172H198V173H200V174H198V173H195ZM198 170H200V171H198ZM211 170V171H210ZM212 170H214L213 172H214V174H211V172H212ZM219 170H220V172H219ZM236 170L238 171V170H240V171H238V172H236ZM243 170V171H242ZM248 170V171H247ZM263 170V172H261ZM90 171V172H89ZM106 171H109L108 173L106 172ZM114 171V172H113ZM117 171V172H116ZM122 171V172H121ZM134 171V172H133ZM135 171H137L136 173H135ZM156 171V172H155ZM168 171V173H166ZM171 171V172H170ZM187 171V172H186ZM190 171H191V173H190ZM229 171V172H228ZM245 171V172H244ZM253 171V172H252ZM259 171V172H258ZM94 172V173H93ZM102 172H106L105 174L103 173V175L101 174ZM113 174H112V173ZM129 172V173H128ZM130 172H131V174H130ZM143 172H144V174H143ZM153 172H155L154 174H153ZM189 172V173H188ZM212 172V173H213ZM228 173V174H224V173ZM230 172L231 173H233V174H230ZM256 172V173H255ZM96 173V174H95ZM98 173V174H97ZM114 173H116V174H114ZM120 173V174H119ZM135 175H134V174ZM139 173V174H138ZM157 173V174H156ZM161 173H164L163 174V176H162V174ZM195 173V174H194ZM207 173V174H206ZM208 173H210L211 174V176H210V174H208ZM217 173V174H216ZM222 173H223V175H222ZM237 173V174H236ZM259 173H260V176H259ZM75 174V173H74ZM96 176V177H93L94 175ZM106 174H109V175H106ZM110 174H112L111 175V177L112 176H114L115 178V180H117V181H114L113 179H111L110 177H109V179L110 180H112L111 182L112 183H118V185H117V187H116V184H115V186H114V184L112 185V183L110 184L109 182H110V180L108 179V176H110ZM133 174V175H132ZM136 174H138V175H136ZM147 174V175H146ZM150 174H151V176H150ZM160 174V175H159ZM168 174H171L170 176H168ZM173 174H174V176H173ZM181 174H184V175H181ZM196 174H198V176L196 175ZM204 176H203V175ZM219 174V175H218ZM262 174V175H261ZM88 175V176H87ZM93 175V176H92ZM98 175H99V177H98ZM105 175H106V177H107V179L109 180V182H106L107 180H106V177H105ZM119 175V176H118ZM142 175H145L144 176V178H143V176ZM180 175V176H179ZM190 176V178H189V176ZM197 176V178L198 179H200V180H198V182H197V180H196V176ZM200 175V176H199ZM208 176V178L207 179H209V180H207L205 177H207ZM217 175V176H216ZM238 175V176H237ZM245 175V176H244ZM250 175H252V176H250ZM104 176V177H103ZM120 178V180H119V178ZM126 176V177H125ZM128 176V177H127ZM131 176V177H130ZM132 176H134V178L132 177ZM135 176H137V178L135 177ZM146 176H148L147 178H146ZM150 176V177H149ZM166 178H165V177ZM171 176H173V177H171ZM181 176H183V177H181ZM191 176H193V177H191ZM195 176V177H194ZM216 178H215V177ZM235 176V177H234ZM247 176V177H246ZM76 177V178H75ZM83 177V178H82ZM85 177H88V179L87 178H85ZM91 178V184L90 183H88L89 181H90V178ZM98 177V178H97ZM103 177V179L105 180V181H103L101 178ZM178 177V178H177ZM185 177V178H184ZM204 177V178H203ZM211 177V178H210ZM218 177H219V179H218ZM226 177H227V179H226ZM238 177H240V178H238ZM243 177V178H242ZM248 177H250L249 179H248ZM81 178V179H80ZM93 178H95V179H93ZM100 178V179H99ZM113 178V177H112ZM117 178V179H116ZM122 178V179H121ZM137 180H136V179ZM143 178V179H142ZM181 178V179H180ZM184 178V179H183ZM187 178V179H186ZM195 178V179H194ZM247 180H246V179ZM79 179V180H78ZM84 179L87 181V182H85L84 181ZM99 179V180H98ZM127 179V180H126ZM129 179V180H128ZM140 179V180H139ZM142 179V180H141ZM172 179V180H171ZM221 179V180H220ZM237 179V180H236ZM80 180H82L84 183H86V186H89V188L87 189V187H86V190L88 191L89 189V191H91V189L93 188H95L94 190L96 191L97 190V188H98V186L101 184V182L103 181L104 183H107V184H109V185H111L110 187L111 188H108L107 189V191H106V189L105 190H100L101 188H98L100 191H101V193H102V191H106L105 192V195L104 196H107V199L105 198V197H101V196H98V194L100 193V191L98 192V194L95 192V191H91L90 193H94V195H92V197L94 196V198H93V200L91 199L92 197H90L91 195H90V193H88V192H86V190H85V184H82L83 182L82 181H80ZM89 180V181H88ZM92 180H94V181H92ZM102 180V181H101ZM126 180V181H125ZM131 180L133 181V182H131ZM139 180V181H138ZM169 180V181H168ZM177 182H176V181ZM182 180V181H181ZM187 180V181H186ZM213 180V181H212ZM215 180V181H214ZM229 180H230V182H229ZM244 180H246V182L244 181ZM78 181V182H77ZM95 181H97V182H95ZM98 181H100V182H98ZM114 181V182H113ZM171 181V182H170ZM195 181H196V183H195ZM242 181V182H241ZM61 182H62V184H61ZM78 184H77V183ZM94 182V183H93ZM102 182V183H103ZM122 182H123V184H122ZM135 182H137L136 183V185H135ZM139 182H141V183H139ZM173 182V183H172ZM181 182V183H180ZM201 182V183H200ZM212 182V183H211ZM215 182H216V185H215ZM241 182V183H240ZM97 183H98V185H97ZM148 183H150V184H148ZM186 183V184H185ZM187 183H188V185H187ZM190 183V184H189ZM65 184V185H64ZM77 184V185H76ZM79 184H81V186L79 187ZM89 184V185H88ZM94 184V185H93ZM123 185V186H121V185ZM131 184V185H130ZM147 184H148V186H147ZM194 184H196V185H194ZM206 186H205V185ZM212 184H213V186H212ZM227 186H226V185ZM233 184V185H232ZM238 184H241V185H239V187H238ZM246 186H245V185ZM49 185V184H48ZM47 184H46V186H48ZM90 185H91V187H92V185H93V187L91 188L90 187ZM126 185H128V186H126ZM137 185H139V186H137ZM144 185V186H143ZM192 185V186H191ZM194 185V186H193ZM203 185V186H202ZM211 187H210V186ZM215 185V186H214ZM219 185H220V187H219ZM223 185V186H222ZM244 185V186H243ZM50 186V185H49ZM52 186V185H51ZM76 186V187H75ZM83 186V187H82ZM135 186V187H134ZM141 186V187H140ZM142 186H143V188H145L146 189V187H148V190L146 189V190H142L141 188H142ZM167 186V187H166ZM173 186H175V187H173ZM198 186V187H197ZM226 186V187H225ZM230 186V187H229ZM233 186V187H232ZM260 186H262L261 188H260ZM59 187H60V189H59ZM62 187V188H61ZM63 187H65L64 188V190H63ZM69 187H70V185H69ZM70 187V188H71ZM78 187V188H77ZM114 187H116V188H114ZM138 187H140L139 189H138ZM150 187V188H149ZM169 187V188H168ZM177 187V188H176ZM187 187H189V188H187ZM193 187V188H192ZM206 187V188H205ZM219 189H218V188ZM79 190H77V189ZM84 190H83V189ZM115 190V193H112V191H113V189ZM121 188V189H120ZM125 188H126V190H125ZM128 188V189H127ZM136 188V189H135ZM176 188V189H175ZM209 188V189H208ZM215 188V189H214ZM228 188H229V190H228ZM231 188V189H230ZM246 188V189H245ZM55 189V190H54ZM67 190V192L69 191L70 193L69 194H71V195H66L67 194V192L65 193V191ZM74 189H76V190H74ZM103 189V188H102ZM112 191H111V190ZM117 189H118V191H117ZM120 189V190H119ZM132 189V190H131ZM168 189V190H167ZM175 189V190H174ZM178 189V190H177ZM192 189V190H191ZM201 189V190H200ZM207 189V190H206ZM213 189V190H212ZM218 189V190H217ZM233 189V190H232ZM82 190V191H81ZM123 190H125V191H123ZM135 190V191H134ZM171 190V191H170ZM177 190V191H176ZM188 192H187V191ZM195 190H197V191H195ZM211 190V191H210ZM215 190H217V191H215ZM54 191V192H53ZM58 191H60L61 193H62V196L65 194L66 196H68V197H65V195H64V197L66 198V200H65V198L64 199H62V197L59 195V193L60 192H58ZM109 191H110V193H109ZM117 191V192H116ZM130 191V192H129ZM192 191V192H191ZM201 192V193H199V192ZM58 192V193H57ZM63 192H64V194H63ZM75 192H77L76 193V195H75ZM81 192H82V197L80 196L81 195ZM86 192V193H85ZM114 192V191H113ZM141 194H140V193ZM145 192H147V193H145ZM168 192V193H167ZM176 192H178V194L176 193ZM180 192V193H179ZM195 194H194V193ZM60 193V194H61ZM74 193V194H73ZM85 193V194H84ZM95 193L97 194V196L99 197V198H95L96 197V195H95ZM138 193V194H137ZM176 193V194H175ZM189 193H190V195H189ZM192 193V194H191ZM204 193V194H203ZM52 194L54 195V196H52ZM59 195L60 197H61V203H59L58 202V200L60 199V198H58V196H56V195ZM72 194H73V196H72ZM90 195V196H88L87 197V195ZM104 194V193H103ZM103 194H101L102 196H103ZM106 194H108V195H106ZM115 194L117 195V198H116V196H115ZM128 194V195H127ZM132 194V195H131ZM137 194V195H136ZM139 194H140V196H139ZM142 194H144V195H142ZM145 194H146V197H144L145 196ZM148 194V195H147ZM152 194V195H151ZM168 194H169V197H168ZM181 194V195H180ZM198 194V195H197ZM204 196V198H203V196ZM74 195L75 196H77V195H79V198H80V200H81V198H83L84 197V199H86V202L85 203H82V202H84L83 200L84 199H82V202L81 203H79V201H77V200H79V198L78 199H76L77 197H75V199H76V202H78V203H72L75 199H74ZM84 195V196H83ZM100 195V194H99ZM111 195H113L112 197H111ZM149 195H151V196H149ZM157 195V196H156ZM167 195V196H166ZM174 195V196H173ZM184 195V196H183ZM186 195V196H185ZM193 195V196H192ZM223 195V196H222ZM73 197V199H72V197ZM114 196H115V198H114ZM118 196H120V197H118ZM177 196V197H176ZM183 196V197H182ZM199 196V197H198ZM201 196V197H200ZM222 196V197H221ZM225 196V197H224ZM230 196V197H229ZM52 197H53V199H52ZM58 198V200L56 199V198ZM70 197V198H69ZM87 197V198H86ZM90 197V198H89ZM103 198V199H106L107 201H108V198L110 199V201H108V202H104V204H103V208L101 207V203L99 204L98 203V200L99 199H101V198ZM124 199H123V198ZM135 197V198H134ZM139 197V198H138ZM149 197H151V198H149ZM152 197H154V199L152 198ZM156 197H158V198H156ZM163 197V198H162ZM190 197V198H189ZM192 197V198H191ZM207 197V198H206ZM208 197H210V198H208ZM67 198H69L68 200H67ZM111 198H113L114 199V201H113V199H111ZM129 198V199H128ZM131 198V199H130ZM136 198H138V199H136ZM145 200L144 201V203H143V199ZM148 198L150 199V200H148ZM165 198V199H164ZM167 198V199H166ZM174 198V199H173ZM180 198V199H179ZM187 198H188V200H187ZM57 200V202L58 203H56V200ZM72 199V202L71 201H69V200H71ZM88 199V200H87ZM89 199H91L92 200V202H91V200L89 201ZM94 199L95 200H97V202H95L94 201ZM153 199V200H152ZM170 199V200H169ZM198 199V200H197ZM207 199V200H206ZM210 199V200H209ZM228 199V200H227ZM51 200H52V202H51ZM53 200H54V203H53ZM62 200H63V203H62ZM129 200H131V201H129ZM142 200V202H140ZM156 201V203H155V201ZM181 200V201H180ZM183 200V201H182ZM189 200H191V201H189ZM66 201H69V203L67 202L66 203ZM111 201H113L112 203H110ZM115 201H117L118 203L116 204V202ZM121 201V202H120ZM128 203H127V202ZM134 201V202H133ZM136 201H139V202H136ZM151 201V202H150ZM160 203H159V202ZM180 201V202H179ZM190 203H189V202ZM136 202V203H135ZM149 202V203H148ZM158 202V203H157ZM165 202V203H164ZM172 202V203H171ZM176 202V203H175ZM188 202V203H187ZM54 205H53V204ZM97 203V204H96ZM107 203H109V204H107ZM115 203V204H114ZM133 203H135V204H133ZM152 203V204H151ZM15 205V207H13L14 205ZM60 204H62V205H60ZM95 204H96V206L98 207V209H96L97 207L95 206ZM114 205V207H116L115 209L116 210H114V207L113 206H111V205ZM0 205V206H1ZM3 205V206H4ZM24 205V206H23ZM36 205V206H37ZM47 205H49V206H47ZM57 205V206H56ZM94 205V206H93ZM100 205V206H99ZM108 205L109 206V208H111V207H113V213L110 211V213H109V211L108 210H110L109 208H104V207H106V206ZM118 205V206H117ZM131 205V206H130ZM27 208H26V207ZM32 206V207H31ZM41 206H43L42 207V209H40L41 208ZM54 208H53V207ZM60 206H62V207H60ZM111 206V207H110ZM11 207H12V209H11ZM45 207H46V211H48V213H46L45 212ZM1 208H2V206H1ZM44 208V209H43ZM51 208V209H50ZM101 208V209H100ZM19 209V208H18ZM21 209V208H20ZM61 209V211H59V210ZM96 209V210H95ZM104 209H105V211H104ZM1 210V209H0ZM37 210V211H36ZM41 210H44V212H42ZM52 210H53V212H52ZM56 210V211H55ZM66 210V211H65ZM91 210V211H90ZM118 210V211H117ZM36 211V212H35ZM40 211V212H39ZM51 213H50V212ZM94 211H97L96 213L94 212ZM118 212L117 213V216H115L114 214H116L115 212ZM18 212V213H17ZM26 212V213H25ZM34 212V213H33ZM90 212V213H89ZM23 213H25L24 215H23ZM35 214V215H32V216H30V214ZM39 214V215H37V214ZM41 213H42V215H43V217H47V218H44L43 219V217H41L42 215H41ZM55 213H56V215H55ZM87 213V214H86ZM89 213V214H88ZM99 213V214H98ZM105 213V214H104ZM19 214V215H18ZM44 214H46V215H44ZM51 214V215H50ZM86 214V215H85ZM91 214H92V216H91ZM94 214V215H93ZM100 214H102V215H100ZM112 214V216L110 217V215ZM3 215V216H2ZM21 215V216H20ZM24 217H23V216ZM41 215V216H40ZM90 215V216H89ZM107 215V217H105ZM109 215V216H108ZM115 217H114V216ZM9 218H8V217ZM18 216H20L19 218H17ZM35 216V217H34ZM50 216V217H49ZM88 216V217H87ZM103 216V217H102ZM11 217V218H10ZM38 217H41V219L40 218H38ZM53 217V218H52ZM90 217H91V219H90ZM93 217H95V218H93ZM107 218L106 220H105V218ZM112 217L113 218H115V219H112ZM0 218V219H1ZM9 220H8V219ZM36 218V219H35ZM48 218H49V220H48ZM96 218H98V219H96ZM110 218V219H109ZM118 220H117V219ZM11 219H17L16 220V222H13L14 220H12L11 222L12 223H10V220ZM30 219H32V220H30ZM34 219H35V221H36V227H35V224H34ZM50 219H52V220H50ZM96 219V220H95ZM25 220H27V219H25ZM37 220L38 221H40V223L39 222H37ZM48 220V221H47ZM88 220V222H86ZM113 221V220H117V222L115 221H113V222H110V221ZM42 221V222H41ZM50 221V222H49ZM91 221H92V225H91ZM94 221V222H93ZM95 221H96V224H98L97 226H96V224H95ZM99 221V223H97ZM101 221H102V223H101ZM108 221V222H107ZM25 222H26V224H25ZM80 222V223H79ZM1 223V222H0ZM5 223V224H4ZM43 223V225L44 226H42L41 224ZM44 223H46V224H44ZM50 223H51V225H50ZM53 223V224H52ZM94 223V224H93ZM107 223H111V225L114 223H116L115 224V226H116V229H115V227H114V224H113V227L111 226V225H109V224H107ZM25 224V225H24ZM55 224V225H54ZM78 224V225H77ZM82 224H84V225H82ZM87 224H89V225H87ZM104 224V225H103ZM8 225H7V227H8ZM32 225H34V226H32ZM38 225H40V227L38 226ZM53 225V226H52ZM58 225V226H57ZM81 225V226H80ZM100 225V226H99ZM19 226V227H20ZM48 226V227H47ZM50 226V227H49ZM55 226V227H54ZM63 226H67V227H63ZM75 226H76V228H75ZM84 226H86V227H84ZM103 226H104V229L106 230V232L104 231V229H103ZM110 226V227H109ZM13 227H15V226H13ZM12 227V228H13ZM17 227V226H16ZM38 227V228H37ZM41 227H43V229L41 228ZM47 227V228H46ZM60 227H62V228H60ZM83 227V228H82ZM96 227L98 228V230H99V232H97L98 230L96 229ZM105 227H107V228H105ZM2 228V227H1ZM20 228V229H21ZM38 230H36V229ZM82 228V229H81ZM86 228V229H85ZM109 228V229H108ZM113 228L116 230H113ZM69 229V230H68ZM84 229V230H83ZM96 229V230H95ZM108 229V230H107ZM1 230V229H0ZM12 230V229H11ZM35 230H36V233L38 234H40L41 233V235H39V236H41V240H43V241H39V240H30L31 238H27V235H26V232H28V236H30V235H35L36 233H35ZM41 230V231H40ZM45 230V231H44ZM48 230V231H47ZM61 232H60V231ZM63 230V231H62ZM65 230V231H64ZM66 230H68V231H66ZM82 230H83V232L86 234V236H85V234L83 233L82 234ZM95 231V233H93L94 231ZM111 232H110V231ZM2 231V232H3ZM22 231H23V229H22ZM40 231V232H39ZM49 231H51L50 232V235H52V236H50L49 235ZM54 231H56V233L54 232ZM69 231L71 232L70 234H69ZM76 231V232H75ZM81 231V232H80ZM109 231V232H108ZM112 231H113V233H112ZM118 231V232H117ZM1 232V231H0ZM12 232H14V231H12ZM19 232H21V230L20 231H18V233ZM64 232V233H63ZM73 232V233H72ZM77 232H79V234L77 233ZM96 232H97V234H96ZM108 232V233H107ZM45 233V234H44ZM59 233V234H58ZM76 235H75V234ZM103 233H105V234H108L107 236H109V234L111 235V236H109V238L104 234L103 235ZM115 233L117 234L116 236H115ZM23 234H25L24 236H26V237H23L22 235ZM36 234V235H37ZM42 234H44V235H42ZM46 234L48 235V236H46ZM60 234H62V235H60ZM65 234V235H64ZM95 234V235H94ZM103 235V236H99V235ZM114 234V235H113ZM0 235V237H1V239L3 240V238H5V239H7L6 237H4V236H1ZM35 235V236H36ZM38 235H37V237H38ZM57 235V236H56ZM70 235H72L71 237V239H70ZM75 235V236H74ZM92 235H93V237H92ZM98 237H97V236ZM35 236H33L34 238H35ZM50 236V237H49ZM62 236V237H61ZM79 236V237H78ZM94 236L97 238L96 240H97V242L95 241V238H94ZM106 236V237H105ZM116 238H115V237ZM3 237V238H2ZM48 238V244H46L47 242V239L46 238ZM53 237V238H52ZM59 237V238H58ZM65 237V242L66 243H64V240H61V239H63ZM68 237V238H67ZM77 237V238H76ZM83 237H86V239L85 238H82ZM101 237H103V238H101ZM114 237V238H113ZM15 238V237H14ZM34 238H32V239H34ZM50 238H52V240H53V242H54V244L52 243V240L50 239ZM67 238V239H66ZM101 238V239H100ZM104 238H105V240H104ZM50 239V240H49ZM70 239V240H69ZM86 241H85V240ZM91 240V243L92 244H90L89 242H90V240ZM109 239H113V240H110L109 241ZM116 239V240H115ZM28 240H29V242H28ZM44 240H45V242H44ZM93 240V241H92ZM107 240V241H106ZM114 240H115V242H114ZM16 241V242H15ZM37 241V242H36ZM59 241H61L62 243L60 244V242ZM96 242L95 244H97L96 246H95V244L93 243V242ZM104 241V242H103ZM38 242H41V243H38ZM102 242V243H101ZM106 242V243H105ZM2 243H4V244H7V245H3L4 247H2ZM33 243V242H32ZM45 244V245H43V244ZM28 244H30V245H28ZM35 244H34V246H35ZM42 244V245H41ZM58 244V245H57ZM63 244V245H62ZM94 244V245H93ZM100 244H104V245H101L100 246ZM8 248H6V247ZM42 246V247H41ZM44 246V247H43ZM51 246V247H50ZM59 246L60 247H62L61 249L59 248ZM95 246V247H94ZM103 246H105V247H103ZM21 247V248H22ZM50 248V250H49V248ZM59 248V249H54V248ZM97 247V248H96ZM102 247V248H101ZM20 247H18V249L20 250L21 249ZM26 248H24V250L26 251V252H29L30 250H26ZM37 248L40 250H37ZM17 249V250H18ZM50 253V254H46V250ZM45 250V251H44ZM54 250V251H53ZM22 250H20V252H21ZM37 251H38V253H37ZM53 251V252H52ZM2 252V251H1ZM3 252L2 253H0L1 254V257L3 256L4 257V259L6 260V259H8V257H6L5 258V256H4V254H3ZM4 252V253H5ZM52 252V253H51ZM41 253V254H40ZM54 253H55V255H54ZM23 254H24V251H23ZM25 254V255H26ZM36 254H37V256H36ZM44 256H43V255ZM46 254V255H45ZM47 255H48V257H47ZM43 256V257H42ZM52 256H53V258H52ZM54 256H56V257H54ZM0 257V258H1ZM2 257V258H3ZM44 258V260L43 259H39L38 260V258ZM51 257V258H50ZM48 258V259H47ZM59 258V259H58ZM54 259H55V261H54ZM1 260V259H0ZM37 260V261H36ZM49 263H48V262ZM25 262V261H24ZM25 262V263H26ZM43 262V263H42ZM54 262H57V263H54ZM24 263V264H25ZM23 264V263H22ZM26 264H29V263H26Z\"/></svg>",
    "mask_w": 264,
    "mask_h": 264
}]
</instances>
